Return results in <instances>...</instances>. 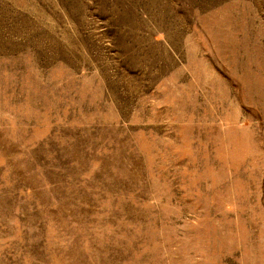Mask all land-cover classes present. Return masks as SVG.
<instances>
[{"label": "rangeland", "instance_id": "374dc122", "mask_svg": "<svg viewBox=\"0 0 264 264\" xmlns=\"http://www.w3.org/2000/svg\"><path fill=\"white\" fill-rule=\"evenodd\" d=\"M0 264H264V0H0Z\"/></svg>", "mask_w": 264, "mask_h": 264}]
</instances>
